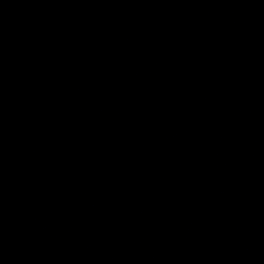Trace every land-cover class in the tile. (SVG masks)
<instances>
[{
    "label": "water",
    "instance_id": "water-1",
    "mask_svg": "<svg viewBox=\"0 0 264 264\" xmlns=\"http://www.w3.org/2000/svg\"><path fill=\"white\" fill-rule=\"evenodd\" d=\"M0 264H264V0H0Z\"/></svg>",
    "mask_w": 264,
    "mask_h": 264
}]
</instances>
